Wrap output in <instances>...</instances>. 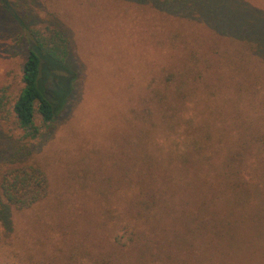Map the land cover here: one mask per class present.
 <instances>
[{"label": "trees", "instance_id": "obj_1", "mask_svg": "<svg viewBox=\"0 0 264 264\" xmlns=\"http://www.w3.org/2000/svg\"><path fill=\"white\" fill-rule=\"evenodd\" d=\"M173 1L180 11L213 16L218 28L227 19L221 0ZM36 6L0 0V24L16 26L15 41L28 52L16 98L0 90V124L18 132L0 136V205L7 211H28L52 197L49 168L35 150L79 76L64 23L56 12L43 21ZM195 80L191 71L176 72L152 85L128 120L129 134L103 157L108 163L79 176L85 202L110 234L117 232L90 264H264L263 128L211 100L205 79L199 86ZM161 136L172 141L164 147Z\"/></svg>", "mask_w": 264, "mask_h": 264}, {"label": "rangeland", "instance_id": "obj_2", "mask_svg": "<svg viewBox=\"0 0 264 264\" xmlns=\"http://www.w3.org/2000/svg\"><path fill=\"white\" fill-rule=\"evenodd\" d=\"M36 1L43 21L56 12L64 23L79 76L71 98L57 104L54 130L35 150L49 168L52 197L28 211L0 205V264H90L117 232L110 234L85 202L79 176L90 166L98 170L129 134L128 120L152 85L191 71L205 79L211 100L264 131V0H221L227 19L219 28L196 3L180 11L173 0ZM18 34L16 26L0 24V90L13 99L28 56ZM55 89L49 85L50 96ZM1 123L0 136L17 135L11 123ZM171 141L159 139L164 147Z\"/></svg>", "mask_w": 264, "mask_h": 264}]
</instances>
